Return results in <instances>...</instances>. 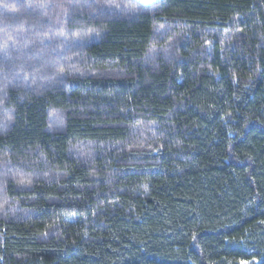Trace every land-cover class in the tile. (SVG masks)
<instances>
[{"label": "trees", "instance_id": "16d2710c", "mask_svg": "<svg viewBox=\"0 0 264 264\" xmlns=\"http://www.w3.org/2000/svg\"><path fill=\"white\" fill-rule=\"evenodd\" d=\"M264 264V0H0V264Z\"/></svg>", "mask_w": 264, "mask_h": 264}, {"label": "snow or ice", "instance_id": "6c2138e0", "mask_svg": "<svg viewBox=\"0 0 264 264\" xmlns=\"http://www.w3.org/2000/svg\"><path fill=\"white\" fill-rule=\"evenodd\" d=\"M143 3H148V4H152L155 3L156 0H142ZM242 264H244V262H242Z\"/></svg>", "mask_w": 264, "mask_h": 264}, {"label": "crops", "instance_id": "0c3cea01", "mask_svg": "<svg viewBox=\"0 0 264 264\" xmlns=\"http://www.w3.org/2000/svg\"><path fill=\"white\" fill-rule=\"evenodd\" d=\"M138 1L139 3H142V4H148V3H143L142 0H136Z\"/></svg>", "mask_w": 264, "mask_h": 264}, {"label": "rangeland", "instance_id": "374dc122", "mask_svg": "<svg viewBox=\"0 0 264 264\" xmlns=\"http://www.w3.org/2000/svg\"><path fill=\"white\" fill-rule=\"evenodd\" d=\"M157 1V0H156Z\"/></svg>", "mask_w": 264, "mask_h": 264}]
</instances>
